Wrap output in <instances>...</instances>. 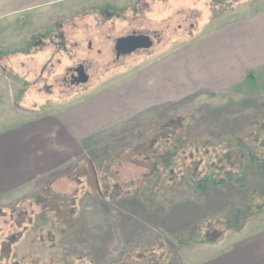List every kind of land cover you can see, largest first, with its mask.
I'll list each match as a JSON object with an SVG mask.
<instances>
[{"label":"rangeland","instance_id":"374dc122","mask_svg":"<svg viewBox=\"0 0 264 264\" xmlns=\"http://www.w3.org/2000/svg\"><path fill=\"white\" fill-rule=\"evenodd\" d=\"M103 1L38 3L21 17L0 19V135L19 129L42 115V110L51 112L49 105L56 107L52 112L75 114L80 106L98 98V119L115 108L124 110L114 113L113 122L89 132L97 144L84 147L77 164L68 165L60 176L34 182L15 202L12 198L3 200L0 263L11 248L30 258L31 264H55L58 255L57 264H190L198 256L192 254L195 244H217L218 236L235 227V213L241 207L236 205L231 188L252 190L249 210L264 206L260 194L264 190V109L253 114L254 110H234L232 98L223 109L222 101H215L214 95L184 98L167 96L166 90L156 92L164 88L165 73L175 75L167 71L173 56L224 23L264 10V0H145L131 5L120 17L110 14L115 18L105 17L107 11L78 13L81 7H96ZM130 1L119 3L126 6ZM3 4L0 11L5 14ZM60 17L65 36L62 57L52 49V35L42 37L44 46L38 51L45 57L41 63L40 52L22 58L13 53L17 48L31 49L32 35L51 32L52 23H58ZM133 32L151 36L154 46L115 60V39ZM89 42L93 43L92 51ZM59 58L62 71L56 68ZM84 60L92 61L83 63L89 65L88 82L73 87L63 84L67 70ZM1 67L17 75V80L24 78L11 81L1 76ZM42 68L47 69L43 77ZM59 75L61 89L59 82H54ZM150 77L155 82L149 84ZM139 78L145 80L138 82ZM249 85L257 89V95L263 94L259 86ZM243 171L248 173L231 183V188L212 189L215 185L211 188L209 184L242 175ZM154 191L159 194L154 195ZM139 193L157 200L159 216H151L153 210L149 208L139 210ZM204 201L210 202L211 215L197 219ZM222 205L228 208L227 213L218 216L215 208ZM90 208L92 213L87 214ZM102 210L112 215L119 223L116 225L128 221L152 225L160 234L154 235L158 241L146 247H128L121 233L95 244L96 252L74 248V242L85 243L77 229L86 230V224L96 223ZM243 211L247 214L240 219L245 220L251 212ZM259 216L253 225L248 224V232L264 228V215ZM87 243L91 250L94 244ZM70 245L73 248H68Z\"/></svg>","mask_w":264,"mask_h":264},{"label":"crops","instance_id":"0c3cea01","mask_svg":"<svg viewBox=\"0 0 264 264\" xmlns=\"http://www.w3.org/2000/svg\"><path fill=\"white\" fill-rule=\"evenodd\" d=\"M72 1L76 0H0V3H4L3 7L7 12L4 14L0 11V19L10 16L21 17L41 3H68ZM120 1L104 0L101 5L96 7L92 6L87 9H85L86 6L81 7L82 9H79L78 13L81 14L84 11L103 13L105 10L127 11L131 5H140L145 0H132L126 6H122ZM0 51L3 52V49ZM15 51L16 55L21 58L31 54L30 48H17ZM43 58L40 52L39 62L43 61ZM168 65V67L166 66L168 73L175 75H167L165 73L166 67H164V78L167 79L163 81L164 88L159 87L156 92L166 90L167 96L182 95L184 98L195 97L200 94L201 97L204 96L205 98L214 95L215 101H222L220 108L224 109L230 101L234 100V110H254L253 114L264 109V10L230 23L226 22L213 32L203 35L185 50L173 56L168 61ZM21 66L18 67L19 71H21ZM27 66L28 64H23L25 69ZM18 78L20 80L24 77ZM143 80L145 79L139 78L138 82H143ZM147 82L149 84L155 82V78L150 77ZM248 83L259 86L263 90V94L257 95V89L251 85L248 86ZM230 92L234 94L233 97L229 96ZM225 99L229 101L223 103ZM98 104L99 101L96 98L92 102L80 106L77 113L64 115H62V111L52 112L56 110V107L48 104L47 108H50L48 110L51 112L42 110L40 113L42 115L35 116L19 129L0 135V207L3 200L11 198L12 202L19 200V197L25 195V191L29 190L34 182L60 176L68 165L77 164L78 160L83 157L81 155L84 152V147L97 144L93 143V135L90 136L89 132L112 121L114 113L124 111L115 108V110H110L111 112L107 111L106 115L102 114L98 119V110H100ZM81 110L88 111L81 112ZM84 118H87V121H84ZM209 143V146H215L214 142ZM231 183L215 187L210 185L211 188L214 187L212 189L231 188L229 187ZM246 188L249 187L230 189V193L236 196V205L241 207L235 213V227L230 226L229 233L226 235L221 232L222 234L216 238L220 240L217 244L214 243L215 241H203L195 244L194 247L196 246V248L192 250V254L198 256H195L190 264H264V228H253L255 230H249V232L247 230V226L253 225L260 217L259 215H264V206L258 205L255 209L249 210L248 201H251L250 197L254 193ZM149 193L151 192L149 191ZM153 194L158 195L159 193L154 191ZM260 194L264 196V190ZM169 203L165 205H169ZM138 205L140 211H143V208L153 210L151 216H159L160 214L157 209L159 205L157 200L148 199L142 193H139ZM200 207L202 210L196 217L197 219L211 215L210 202L204 201ZM91 208L95 209V206L93 207L92 204ZM91 208L86 211L87 214ZM215 209H218V216H224L228 208L222 205V208ZM243 209L246 210L245 212H251V215L245 220L240 219L241 215L247 214L244 213ZM170 211L174 213L173 209ZM106 212L105 210L100 212L96 223L86 224V230L77 229L76 234L80 235L82 242L85 243L81 242L82 244L77 245L74 242V247L87 252H96L95 249L98 247L95 244L107 241L110 236H121V233L128 247L137 244L146 247L147 244H154L158 241L154 235L160 237V234L152 225L141 223V221L138 223L128 221L122 225H116L119 223L114 222L112 215L107 216ZM195 222L194 220L193 224ZM87 242L94 244L91 246V250H89L90 247ZM84 245L86 248H82Z\"/></svg>","mask_w":264,"mask_h":264},{"label":"flooded vegetation","instance_id":"af4514ba","mask_svg":"<svg viewBox=\"0 0 264 264\" xmlns=\"http://www.w3.org/2000/svg\"><path fill=\"white\" fill-rule=\"evenodd\" d=\"M105 11H107V10H105ZM112 12H114V13H112ZM112 12H109V11H107V12H105L106 14H105V17H107V18H109L110 16L112 17V15H110V14H115L116 13V15H118L117 17H120L121 16V14L124 12V11H112ZM102 13V12H101ZM110 17V18H111ZM112 18H115L114 16L112 17ZM53 24V27H52V31L51 32H48V31H46V32H41V33H37L36 35H32V37H31V40H30V42H29V46H31V54H30V56H38V55H35V54H38L37 52H41V51H38V50H40V49H43L42 47H40V46H44L43 45V39H42V37H45V36H47V35H52V40H53V42H52V45H53V48L52 49H54V51H56V52H59V56H61L62 57V50H65V48L64 47H62V40L64 39V34H62V17H60L59 19H58V23H52ZM130 35H143L142 33H137V32H133L132 34H128V35H124V36H120V37H118V38H116L115 39V41H114V46H113V54H114V57H115V60H117V61H119V60H121L122 58H124V57H120V58H117L116 56H115V45H116V41L119 39V38H122V37H127V36H130ZM39 37H40V39H39ZM150 38H151V36H149ZM36 38V39H35ZM152 39V38H151ZM88 49L90 50V51H92L93 50V43L92 42H89L88 43ZM42 53V52H41ZM44 53V52H43ZM99 53H101V51H99ZM33 54V55H32ZM16 55V54H15ZM43 57H45V54H43L42 55ZM129 56V55H128ZM126 57V56H125ZM1 58H3V57H1ZM44 59V58H43ZM89 61H91V60H84L83 62H81V63H76L75 65H74V67H77V66H80V65H82L84 62H89ZM92 62V61H91ZM35 63V62H34ZM41 63V62H40ZM45 66H43V67H47V65L46 64H44ZM86 65H88L87 63H86ZM52 66H53V64H52ZM74 67H72V68H69L68 70H67V72H66V74H65V76H64V78H63V84H65L66 86H70V84H69V82H70V80H68L69 79V75H68V72L71 70V69H73ZM56 68H59L61 71H62V58H59V61H58V66L56 67ZM86 68V67H85ZM1 69L3 70V72L1 73V76H6L7 78H9L11 81L12 80H14V81H19V78H18V80H17V75H10V74H8L7 73V69H5V68H2L1 67ZM43 70H41V73H42V71H43V73H44V76H45V71L47 70L46 68H42ZM88 73V72H87ZM43 77V76H42ZM59 78H57L56 80H54V82H55V84H56V82L58 81L59 82V86H58V88H62V75H59L58 76ZM79 80V79H78ZM78 80H76L75 82V84L73 85V86H77L78 84H80L81 82L80 81H78ZM87 83V82H86ZM85 83V84H86ZM82 84H84V83H82ZM73 86H71V87H73ZM42 109V108H41Z\"/></svg>","mask_w":264,"mask_h":264},{"label":"water","instance_id":"95a60500","mask_svg":"<svg viewBox=\"0 0 264 264\" xmlns=\"http://www.w3.org/2000/svg\"><path fill=\"white\" fill-rule=\"evenodd\" d=\"M154 46V41L146 35H130L127 37L119 38L115 45V56L117 58L131 55L140 50H149ZM86 67V68H85ZM89 65H80L74 67L68 72L70 86H73L76 80L81 83L88 82L89 78L87 75Z\"/></svg>","mask_w":264,"mask_h":264},{"label":"trees","instance_id":"16d2710c","mask_svg":"<svg viewBox=\"0 0 264 264\" xmlns=\"http://www.w3.org/2000/svg\"><path fill=\"white\" fill-rule=\"evenodd\" d=\"M13 53L14 54H16V51H13ZM2 52L0 51V55L2 56ZM13 54V55H14ZM8 55H10V56H12L11 54H8ZM20 81V80H19ZM263 161V160H262ZM261 161V162H262ZM263 173H264V163L262 162V170H261ZM244 172V173H243ZM242 172V175H236V176H229L228 178H226V179H224V180H222V181H215V180H211L210 182H209V184H212V185H218V186H220V185H223V184H228V183H233V182H235V183H237V182H239L240 180H239V178L240 177H244L248 172L247 171H243ZM204 189V188H203ZM21 243H18V245H17V247H19V245H20ZM7 246H9V244H7ZM9 248H10V246H9ZM55 248H56V245H55ZM68 248H73L71 245L68 247ZM75 248V247H74ZM7 253H6V256H5V258H3L2 259V261H1V263L0 264H31L30 263V258H28L27 256H25V255H23V256H21V255H19L18 253H16V252H13L12 250H11V248L10 249H8L7 248ZM60 253V252H59ZM61 255H62V252H61ZM58 258H59V255H58ZM58 258H56V261H55V264H57V262H58ZM46 261V260H45ZM47 262V261H46ZM42 264V263H41ZM49 264V263H48Z\"/></svg>","mask_w":264,"mask_h":264}]
</instances>
